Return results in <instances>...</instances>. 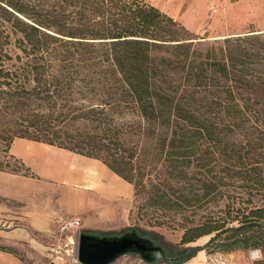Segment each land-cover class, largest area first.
Here are the masks:
<instances>
[{"label": "trees", "instance_id": "1", "mask_svg": "<svg viewBox=\"0 0 264 264\" xmlns=\"http://www.w3.org/2000/svg\"><path fill=\"white\" fill-rule=\"evenodd\" d=\"M77 1L67 22L63 10L39 18L21 0H0V12L22 40L36 45L68 36L89 53L62 59L75 66L59 73L36 66L25 73L21 90H3L5 109L23 118L13 133L100 159L133 183L134 197L142 196L164 220V213L183 214L171 263L211 245L228 251L264 247V204L224 202L198 221L184 214L209 203L219 187L195 181L206 165L199 140L219 142L245 118H264V78L254 76L252 66L264 61V32L225 37L204 52L181 22L146 0ZM74 82L89 93V104L77 112L65 109L67 103L57 106ZM34 100L47 104L48 112H32ZM128 114L130 121L124 120ZM70 120H82L84 127L68 130ZM205 235L211 237L204 245L186 246Z\"/></svg>", "mask_w": 264, "mask_h": 264}, {"label": "rangeland", "instance_id": "2", "mask_svg": "<svg viewBox=\"0 0 264 264\" xmlns=\"http://www.w3.org/2000/svg\"><path fill=\"white\" fill-rule=\"evenodd\" d=\"M29 10L39 18H46L45 15L49 11H64L67 22L73 19L74 13L72 10L78 4L77 0H21ZM259 19L255 22L242 26L243 30L240 34L226 35L223 37H212L206 32L205 35L191 31L194 39V47L202 51H206L210 46H220L224 44L221 41L225 37L238 36L246 34H258L264 32V12L259 14ZM179 21V20H178ZM180 22V21H179ZM236 26V28H235ZM231 29L235 31L240 29L237 25ZM186 27V26H185ZM11 22L6 19L3 12H0V168L6 171H21L26 170L19 160L13 158L9 153V146L12 138H17L12 127L18 126L23 120L20 114L12 113L10 108H6L7 94L3 90H21V83L24 82L25 73L33 70L34 67H39V70L46 73H59L72 69L75 65L62 62L71 56L79 57L81 54H88L85 48L78 45L77 41H71L68 36H61L63 39H42L38 44L34 45L22 40L21 33H15L12 29ZM231 30V31H234ZM238 32V31H236ZM232 34V33H231ZM254 36V35H253ZM251 45L252 43L249 42ZM20 58H17V56ZM87 55V56H88ZM40 62V63H36ZM259 63V62H258ZM253 64L256 71H253L254 76L264 78V61L260 65ZM10 73L9 76H5ZM5 80H12V84L8 85ZM252 80H256L252 78ZM256 83V82H254ZM27 90L31 92L34 87V82H27ZM80 82H74L73 88L69 89L68 95L64 99L59 100L57 106L67 103L73 110H80L89 104L87 89H81ZM32 93V92H31ZM34 93V92H33ZM32 112L41 111L48 112V105L34 100L30 104ZM5 109V110H4ZM25 114V113H24ZM73 114L70 113V116ZM21 118V119H20ZM132 115L128 114L124 120H132ZM135 119V117H134ZM64 125V123L62 124ZM76 126V127H75ZM68 130L77 127H84L82 120H70L65 125ZM75 133L76 131H72ZM65 137L62 136V139ZM69 138H65L68 140ZM219 142L209 138H201V155L204 157V163L200 173L197 174L195 180L200 184L204 181H214L219 184V187L206 198L209 203H205L195 210L185 211L189 220H203L210 210H218L224 202L234 201L240 204L261 205L264 204V118L252 116L241 121V125L228 134H222L218 138ZM156 173V170L154 171ZM15 209V208H14ZM17 209V208H16ZM163 214V213H162ZM160 212L154 211L144 205L142 196L135 198L132 208L131 225L118 233L135 229L140 235L149 237L159 245L164 246L168 255L173 253L170 247H179L183 230L178 227L182 221L181 213L168 215L164 213L163 219ZM166 215V216H165ZM188 224H194L193 221H188ZM147 230V231H144ZM147 232V233H146ZM80 232L74 227L62 229L54 234L51 238L59 245L58 254L64 256L59 259L61 264L80 263L76 260L78 247V238ZM211 235H205L199 238L196 242L187 245H204L208 242ZM260 248L264 252V247H252L248 249H236L232 251L225 250L223 246L211 245L203 250L204 258L199 262L190 260L180 264H219L220 260L228 259L230 264H264V259L251 260L250 250ZM238 255H237V254ZM67 256V257H66ZM228 258H227V257ZM75 257V258H74ZM118 259H124L126 263L131 264H177L171 263L166 259L160 258L155 262L145 261L138 253H128ZM117 259V260H118ZM63 262V263H62ZM228 262V263H229ZM59 263V264H60ZM81 264V263H80Z\"/></svg>", "mask_w": 264, "mask_h": 264}, {"label": "crops", "instance_id": "3", "mask_svg": "<svg viewBox=\"0 0 264 264\" xmlns=\"http://www.w3.org/2000/svg\"><path fill=\"white\" fill-rule=\"evenodd\" d=\"M146 1L212 37L240 34L264 12V0ZM9 153L28 172L0 170V264H59L64 256L51 237L74 219L80 234H117L131 225L134 185L102 160L25 137L15 138ZM203 258L200 252L191 260Z\"/></svg>", "mask_w": 264, "mask_h": 264}, {"label": "water", "instance_id": "4", "mask_svg": "<svg viewBox=\"0 0 264 264\" xmlns=\"http://www.w3.org/2000/svg\"><path fill=\"white\" fill-rule=\"evenodd\" d=\"M128 253H138L147 262L170 259L164 246L135 229L112 235L87 232L79 235L77 257L81 264H111Z\"/></svg>", "mask_w": 264, "mask_h": 264}, {"label": "clouds", "instance_id": "5", "mask_svg": "<svg viewBox=\"0 0 264 264\" xmlns=\"http://www.w3.org/2000/svg\"><path fill=\"white\" fill-rule=\"evenodd\" d=\"M250 253H251L250 259L253 261L264 259V252H262L260 248L250 250Z\"/></svg>", "mask_w": 264, "mask_h": 264}, {"label": "built area", "instance_id": "6", "mask_svg": "<svg viewBox=\"0 0 264 264\" xmlns=\"http://www.w3.org/2000/svg\"><path fill=\"white\" fill-rule=\"evenodd\" d=\"M81 225V221L78 219H74L70 222H68L67 224L64 225V228H71V227H77ZM77 255V253H76ZM76 260H78V257L76 256ZM222 263L227 264L225 261H223Z\"/></svg>", "mask_w": 264, "mask_h": 264}]
</instances>
